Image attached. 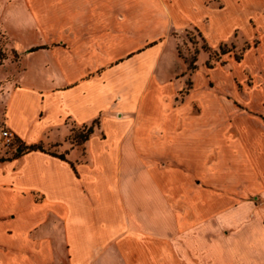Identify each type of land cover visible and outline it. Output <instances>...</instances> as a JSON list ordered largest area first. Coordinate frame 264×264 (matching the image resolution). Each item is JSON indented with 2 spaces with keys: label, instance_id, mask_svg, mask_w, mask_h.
I'll return each instance as SVG.
<instances>
[{
  "label": "crops",
  "instance_id": "crops-1",
  "mask_svg": "<svg viewBox=\"0 0 264 264\" xmlns=\"http://www.w3.org/2000/svg\"><path fill=\"white\" fill-rule=\"evenodd\" d=\"M21 3L0 264H264V0ZM188 30L243 54L189 74Z\"/></svg>",
  "mask_w": 264,
  "mask_h": 264
},
{
  "label": "rangeland",
  "instance_id": "rangeland-1",
  "mask_svg": "<svg viewBox=\"0 0 264 264\" xmlns=\"http://www.w3.org/2000/svg\"><path fill=\"white\" fill-rule=\"evenodd\" d=\"M22 0H0V94L3 88V85L11 81L12 76L15 72V62L18 61V53L14 51V38L11 37L9 32L12 34L15 33L16 43L21 48V45L25 39L30 38V40H35L36 37H32L29 30L32 26L27 18L24 16L20 10L22 9ZM25 27L26 31L23 32L22 29ZM21 28V29H20ZM30 34V36H29ZM183 42L179 44L177 48V56L185 61L188 65V72L192 74L197 69H200L203 66L208 73V68L214 67L217 62L223 63L225 56L222 54L224 51L230 50L229 54H233L232 57L239 58L243 54L244 46H237L241 39L239 36L236 37V40H233L231 43H227L226 47L222 49L213 50L209 47L208 43L205 41L203 36H201L195 30H188L183 36ZM232 45L234 48H232ZM191 65L195 66V69L191 68ZM191 79L187 84V87L182 91L177 98V101L180 102L192 88ZM91 126V125H90ZM72 125V132L68 138V141L75 144L77 141H80V136L84 135L88 127ZM1 120H0V148L2 149H11L13 150L17 144L13 143L11 146H7L4 143V140L1 138ZM54 150V148H51Z\"/></svg>",
  "mask_w": 264,
  "mask_h": 264
},
{
  "label": "trees",
  "instance_id": "trees-1",
  "mask_svg": "<svg viewBox=\"0 0 264 264\" xmlns=\"http://www.w3.org/2000/svg\"><path fill=\"white\" fill-rule=\"evenodd\" d=\"M34 51V50H33ZM96 123V122H95ZM84 127H87V126H84ZM94 133V125L88 127V130L87 132L84 134V135H81L79 138H80V141H77L76 143L77 144H82L84 143L85 141H87L90 136ZM29 149L31 150H43V146L42 145H37V146H32L30 147ZM20 151L22 152L23 151V148L21 147L20 148Z\"/></svg>",
  "mask_w": 264,
  "mask_h": 264
},
{
  "label": "built area",
  "instance_id": "built-area-1",
  "mask_svg": "<svg viewBox=\"0 0 264 264\" xmlns=\"http://www.w3.org/2000/svg\"><path fill=\"white\" fill-rule=\"evenodd\" d=\"M1 138L7 146H11L15 142L13 133L8 129L1 130Z\"/></svg>",
  "mask_w": 264,
  "mask_h": 264
},
{
  "label": "water",
  "instance_id": "water-1",
  "mask_svg": "<svg viewBox=\"0 0 264 264\" xmlns=\"http://www.w3.org/2000/svg\"><path fill=\"white\" fill-rule=\"evenodd\" d=\"M20 150H18V152H19Z\"/></svg>",
  "mask_w": 264,
  "mask_h": 264
}]
</instances>
